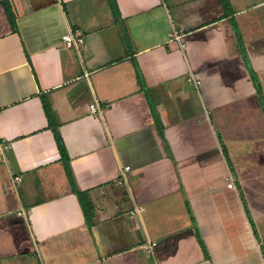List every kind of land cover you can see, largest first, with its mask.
Returning a JSON list of instances; mask_svg holds the SVG:
<instances>
[{
  "label": "crops",
  "instance_id": "1",
  "mask_svg": "<svg viewBox=\"0 0 264 264\" xmlns=\"http://www.w3.org/2000/svg\"><path fill=\"white\" fill-rule=\"evenodd\" d=\"M0 136V264H264V0H0Z\"/></svg>",
  "mask_w": 264,
  "mask_h": 264
},
{
  "label": "built area",
  "instance_id": "2",
  "mask_svg": "<svg viewBox=\"0 0 264 264\" xmlns=\"http://www.w3.org/2000/svg\"><path fill=\"white\" fill-rule=\"evenodd\" d=\"M62 41H63V44L67 48L79 50V48L84 43V36L79 31L70 30L69 32L65 33L62 36ZM186 79L189 83L193 84L196 87H198L201 84V79L193 73H188ZM89 110H90V113L93 115H100L103 112V108L97 100H94L89 104ZM10 147H11V143L9 141H7L5 138L0 136V154L5 153L7 150H9ZM129 169H130V166H128V165H126L122 168L120 175L118 177L119 183L126 181V179H127L126 172ZM19 181H21V177L15 176L14 177L15 184L18 183ZM227 185L229 187H233L234 184L232 181H230V182H228ZM142 209L143 208L141 207L138 209V211H141ZM153 244H154L153 242L150 244H147V247H151Z\"/></svg>",
  "mask_w": 264,
  "mask_h": 264
},
{
  "label": "trees",
  "instance_id": "3",
  "mask_svg": "<svg viewBox=\"0 0 264 264\" xmlns=\"http://www.w3.org/2000/svg\"><path fill=\"white\" fill-rule=\"evenodd\" d=\"M224 6L228 8V0H223ZM44 109L46 114L48 115L49 119L51 122L54 121V117L51 111V108L49 106V103L45 100L44 101ZM63 146V144H61ZM78 198L81 203L85 218L87 219V223L91 224L92 223V212H93V206L91 201L89 200V197L87 196V193L78 191Z\"/></svg>",
  "mask_w": 264,
  "mask_h": 264
}]
</instances>
